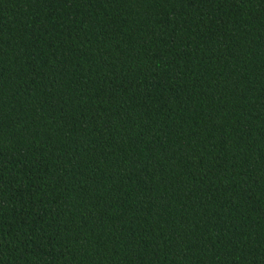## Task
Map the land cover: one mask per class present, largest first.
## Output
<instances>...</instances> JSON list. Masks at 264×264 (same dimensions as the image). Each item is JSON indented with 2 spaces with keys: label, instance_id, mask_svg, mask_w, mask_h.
Segmentation results:
<instances>
[{
  "label": "trees",
  "instance_id": "obj_1",
  "mask_svg": "<svg viewBox=\"0 0 264 264\" xmlns=\"http://www.w3.org/2000/svg\"><path fill=\"white\" fill-rule=\"evenodd\" d=\"M0 264H264V0H0Z\"/></svg>",
  "mask_w": 264,
  "mask_h": 264
}]
</instances>
